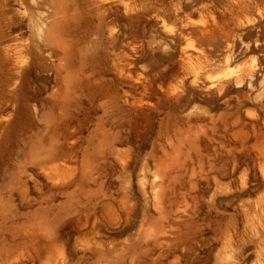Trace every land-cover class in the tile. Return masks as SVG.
I'll return each mask as SVG.
<instances>
[{"label": "rangeland", "instance_id": "374dc122", "mask_svg": "<svg viewBox=\"0 0 264 264\" xmlns=\"http://www.w3.org/2000/svg\"><path fill=\"white\" fill-rule=\"evenodd\" d=\"M0 120V253L264 264V0H0Z\"/></svg>", "mask_w": 264, "mask_h": 264}, {"label": "bare ground", "instance_id": "6f19581e", "mask_svg": "<svg viewBox=\"0 0 264 264\" xmlns=\"http://www.w3.org/2000/svg\"><path fill=\"white\" fill-rule=\"evenodd\" d=\"M121 3H123V2H121ZM123 4L125 5V8H127V9L130 6L125 1ZM125 17L131 18L130 16H125ZM106 18H107V16H106ZM116 20L117 19H111L108 22V24L109 23L116 24ZM110 38L113 39V41L117 38V34L114 32V30L110 31ZM18 70L19 69H15L12 72V78L11 79H15L17 77L22 76L21 73L19 74ZM4 127H5V123H2L0 120V134L2 133L1 129ZM0 145H1V143H0ZM251 149H252V147H251ZM24 177L26 179L22 181L21 187H24V189H26L27 183L30 182V175H25ZM24 189L22 190L21 195H22L23 199L25 200L27 198V191ZM50 198H51V196H50ZM78 231H79L78 232L79 236L76 237L74 242L70 241V238H71L70 232L71 231L70 232H64V230H62V231L57 232L56 238H53L52 240H50L48 243H45V244H39L38 245V244L30 243V244H25L22 247H18L16 249L13 248L14 250L10 246H8L11 249L7 248L8 250L6 249V252L4 249L5 254H3L4 252L0 253V264H87L90 260L88 258V255L92 254V252H94V251H98V249L96 250L92 245H89L87 242H84L83 237L85 236V234H83L82 231H80V230H78ZM59 240H61V242H59V245H58L57 243ZM155 241H153V242H155ZM153 245H155V244H153ZM174 246H176V245H174ZM174 246H172V247L176 248ZM167 247L170 248L169 246H167ZM101 248H103V247H101ZM170 252H171L170 249H168V250L165 249L162 252H159L158 256H156L154 259L151 260V264H166L164 262L167 261V259H168L167 255ZM171 253H174V252H171ZM139 256H140V254H139ZM89 257H91V256H89ZM147 257H144L143 260H145ZM130 258H132V257H130ZM181 258H182L181 255L176 257L177 264H181V261H182ZM141 260L140 259L138 260V258H135V259L129 261L128 264H144V261H141ZM167 263H168V261H167ZM89 264H91V263L89 262ZM93 264H101V263L99 260V261L93 262ZM145 264H148V263L145 262ZM168 264H170V263H168Z\"/></svg>", "mask_w": 264, "mask_h": 264}]
</instances>
